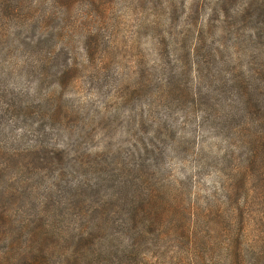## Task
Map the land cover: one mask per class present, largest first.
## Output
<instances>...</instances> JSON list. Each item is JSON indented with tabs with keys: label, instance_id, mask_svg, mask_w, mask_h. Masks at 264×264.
<instances>
[{
	"label": "rangeland",
	"instance_id": "374dc122",
	"mask_svg": "<svg viewBox=\"0 0 264 264\" xmlns=\"http://www.w3.org/2000/svg\"><path fill=\"white\" fill-rule=\"evenodd\" d=\"M250 1L0 0V158L31 161L5 170L23 186L0 201L15 220L41 200L42 217L60 216L53 260L130 261H116L113 229L88 227L104 218L92 208L153 196L186 229L148 234L134 263L264 264V106H234L228 83L264 63L238 44ZM81 225L112 254L85 252Z\"/></svg>",
	"mask_w": 264,
	"mask_h": 264
},
{
	"label": "trees",
	"instance_id": "16d2710c",
	"mask_svg": "<svg viewBox=\"0 0 264 264\" xmlns=\"http://www.w3.org/2000/svg\"><path fill=\"white\" fill-rule=\"evenodd\" d=\"M197 12L198 10L196 9ZM241 16L242 35L238 44L241 45L242 43L243 47L246 48L244 50H250L252 55L256 54L260 62H264V0H251L248 6L243 8ZM217 19L215 15L214 20ZM195 33V45H198L197 40L202 39V31ZM200 51L201 45L194 47L190 54H199ZM252 71V73H245L241 80H238L240 75H234V77L229 78L228 83L233 81L231 87L234 88V106H264V63L261 67L257 66ZM255 138L264 139V130L257 132ZM254 158H257V150L252 151V156L249 158L250 163L256 162ZM20 163L25 166L26 170L29 171L31 169V161L20 160L16 157L13 162L11 159L9 161L8 157L0 158V179H3L0 182V196L15 199L20 193L19 188L23 186V182L20 179H16L15 176H6L7 172H5L11 165ZM49 185L55 186L56 184L53 181ZM46 187L48 189L51 188ZM61 191L62 189L60 191L58 189V192ZM50 209L47 202L41 200L33 217L20 216V220H15L12 218L7 206L0 201V243L3 244L0 248V264H64V260L60 258L59 254L58 260L52 259L55 249H58V247L60 249L61 233L64 230L63 220H61L60 216H55V220L41 216L44 213L49 216ZM92 210L104 215V218L92 220L88 227L93 231H104L111 228L116 232L115 235L121 237V239L116 238L117 242L111 244V247L114 249L113 251H116V261L120 262L125 257L130 259L124 264H136L133 260L140 252L138 247L147 245L152 240V237H148V234H155L154 243L158 245L165 242L166 238L164 236L167 234L166 232L178 234L186 229L181 220L167 219L163 215L164 213L175 214L180 210V207L176 204L157 203L153 200V196L152 199L149 197L146 201L139 203H126V200H123L120 204H114L113 201L108 200L93 206ZM119 214L120 216L114 218L115 215ZM27 222H30L31 227ZM24 226L30 229L25 236L27 239L22 241L19 240L17 235ZM74 230H77V234L80 235L82 233V225L81 227L74 226ZM102 237H83L80 235L72 239L78 242L83 241L85 243V252L97 253L91 249L92 245H97L100 249L98 255H103L104 251L112 254L111 250H104L107 248L109 241L112 242V240H105ZM172 239L175 243H179L181 238ZM185 241L190 245L193 243V238L190 235L185 236ZM78 261L84 262L85 260L80 257ZM114 263L115 261L110 259L106 264Z\"/></svg>",
	"mask_w": 264,
	"mask_h": 264
}]
</instances>
